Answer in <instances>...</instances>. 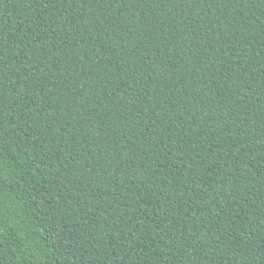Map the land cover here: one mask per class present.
<instances>
[{"label": "trees", "instance_id": "16d2710c", "mask_svg": "<svg viewBox=\"0 0 264 264\" xmlns=\"http://www.w3.org/2000/svg\"><path fill=\"white\" fill-rule=\"evenodd\" d=\"M0 264H264V0H0Z\"/></svg>", "mask_w": 264, "mask_h": 264}]
</instances>
